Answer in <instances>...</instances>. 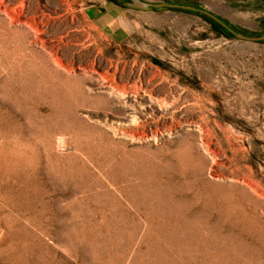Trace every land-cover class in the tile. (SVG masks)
Returning a JSON list of instances; mask_svg holds the SVG:
<instances>
[{"label": "rangeland", "instance_id": "374dc122", "mask_svg": "<svg viewBox=\"0 0 264 264\" xmlns=\"http://www.w3.org/2000/svg\"><path fill=\"white\" fill-rule=\"evenodd\" d=\"M95 1L0 0V264H264V39L145 7L114 41Z\"/></svg>", "mask_w": 264, "mask_h": 264}, {"label": "crops", "instance_id": "0c3cea01", "mask_svg": "<svg viewBox=\"0 0 264 264\" xmlns=\"http://www.w3.org/2000/svg\"><path fill=\"white\" fill-rule=\"evenodd\" d=\"M89 5L94 26L114 41L123 40L146 24L145 7L131 6L125 0H96Z\"/></svg>", "mask_w": 264, "mask_h": 264}, {"label": "water", "instance_id": "95a60500", "mask_svg": "<svg viewBox=\"0 0 264 264\" xmlns=\"http://www.w3.org/2000/svg\"><path fill=\"white\" fill-rule=\"evenodd\" d=\"M127 4L135 7H169L176 9H187L193 10L196 12H200L204 14L209 19L219 23L223 26L224 29L230 31L234 35L240 38L251 39V40H263L264 39V17H263V27L262 31L258 35L246 34L242 31L236 30L233 26H231L227 21L213 13L212 11L202 8L196 4L186 3L182 1H169V0H158V1H150V0H128Z\"/></svg>", "mask_w": 264, "mask_h": 264}, {"label": "trees", "instance_id": "16d2710c", "mask_svg": "<svg viewBox=\"0 0 264 264\" xmlns=\"http://www.w3.org/2000/svg\"><path fill=\"white\" fill-rule=\"evenodd\" d=\"M203 15V14H202ZM206 19H208L209 21H211L208 17H206L205 15H203ZM213 23V22H212ZM214 24V26H216V27H218V28H220V26L219 25H216L215 23H213ZM215 27V28H216Z\"/></svg>", "mask_w": 264, "mask_h": 264}, {"label": "flooded vegetation", "instance_id": "af4514ba", "mask_svg": "<svg viewBox=\"0 0 264 264\" xmlns=\"http://www.w3.org/2000/svg\"><path fill=\"white\" fill-rule=\"evenodd\" d=\"M169 1H179V0H169ZM195 4H196V3H195ZM196 5H197V4H196ZM213 23L219 25L220 27H223L222 25H220L219 23H217V22H215V21H213Z\"/></svg>", "mask_w": 264, "mask_h": 264}]
</instances>
